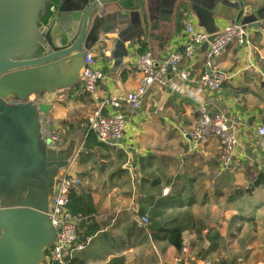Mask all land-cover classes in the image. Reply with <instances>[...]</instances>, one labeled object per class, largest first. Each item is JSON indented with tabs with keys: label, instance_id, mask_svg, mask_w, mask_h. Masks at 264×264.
<instances>
[{
	"label": "crops",
	"instance_id": "crops-1",
	"mask_svg": "<svg viewBox=\"0 0 264 264\" xmlns=\"http://www.w3.org/2000/svg\"><path fill=\"white\" fill-rule=\"evenodd\" d=\"M185 13L193 17L187 7L179 11L170 51L182 48ZM150 43L145 39L136 45L116 72L110 56L96 57L105 73L99 97H122L136 88L142 75L134 59L142 45ZM153 45L156 58L164 57L158 42ZM207 48L198 47L194 79L208 72ZM213 65L231 76L217 91L202 90L190 80L152 86L135 111L123 104L120 110L128 123L114 145L83 148L87 117L94 107L87 94L72 88L41 95L52 104L53 123L46 127L62 138L54 146L64 145L71 136L78 138L65 176L72 173L81 179L76 193L93 196L92 220L100 226L74 257L85 264H102L116 255H124V264H264V234H253L258 210L264 206V181L257 183L264 171V136L256 134L264 125V22L262 31L248 32L245 43H230ZM202 105L232 122L238 146L227 170L218 163L217 139L191 148L188 133ZM141 216L154 219L157 227L151 231L148 224L139 226ZM176 227L182 233L180 249L167 240Z\"/></svg>",
	"mask_w": 264,
	"mask_h": 264
},
{
	"label": "water",
	"instance_id": "water-1",
	"mask_svg": "<svg viewBox=\"0 0 264 264\" xmlns=\"http://www.w3.org/2000/svg\"><path fill=\"white\" fill-rule=\"evenodd\" d=\"M184 7L208 41L233 24L262 31L264 0H0V264H47L56 239L52 199L78 138L51 144L52 104L41 95L80 84L86 51L102 36L113 72L145 39L165 59Z\"/></svg>",
	"mask_w": 264,
	"mask_h": 264
},
{
	"label": "built area",
	"instance_id": "built-area-1",
	"mask_svg": "<svg viewBox=\"0 0 264 264\" xmlns=\"http://www.w3.org/2000/svg\"><path fill=\"white\" fill-rule=\"evenodd\" d=\"M183 25L184 40L181 49L170 51L165 59H156L150 46L147 45V48L135 57L134 67L141 73L142 78L134 90L122 97L101 98L98 95L99 83L104 79L105 73L97 66L96 57L110 56L112 41L102 36L97 45L86 51L82 81L78 91L87 94L93 100L94 107L87 117L86 127L87 130L95 133L100 142L114 145L119 141L128 123L127 117L120 110L121 106L125 104L131 111H135L140 107L146 92L154 85L166 87L194 80L202 90L213 92L219 90L230 79L228 73L215 69L214 60L230 43H245L248 33L239 24H233L218 31L214 39L208 41L209 35L197 29L190 14L185 13ZM205 42L208 43L205 62L209 71L194 79L192 65L198 47ZM198 113V119L188 133L191 148L198 149L206 145L210 139H217L218 163L222 170L229 169L234 162L238 146V138L232 128V122L222 113H211L206 105H202ZM256 134L259 137L264 136V125L257 127ZM49 139L52 145L62 141L60 135L54 132L50 133ZM81 183L79 177L68 173L52 199L50 218L56 230V239L45 252L44 259L47 264H67L74 252L83 248V244L78 242V226L82 221L90 218L80 214L74 215L67 208L70 191H76ZM137 224L139 226L148 224L147 216L138 217ZM182 249L187 250L186 247Z\"/></svg>",
	"mask_w": 264,
	"mask_h": 264
},
{
	"label": "trees",
	"instance_id": "trees-1",
	"mask_svg": "<svg viewBox=\"0 0 264 264\" xmlns=\"http://www.w3.org/2000/svg\"><path fill=\"white\" fill-rule=\"evenodd\" d=\"M147 46L145 44L142 45L140 49V53L143 52ZM75 91L79 93V86H75ZM100 142L97 136L92 133V131H88L87 136L85 138L83 148L90 149L96 145H99ZM261 180L257 183L260 184L264 181V171L261 172L260 175ZM255 183V184H257ZM68 210L74 215H82L88 216L87 221H82L78 226V242L84 244L87 238L94 235L99 229V223L94 219L92 220V216L96 213V207L94 204L93 196L90 193H76L75 191H70L69 201L67 204ZM148 219V228L153 231L157 227V223H155L154 219H151L147 216ZM168 243L173 245L174 247L180 249L182 247V233L181 229L173 228L169 231L167 236ZM125 257L124 255H116L111 257L109 260L102 264H124ZM67 264H85L79 258L72 256L68 259Z\"/></svg>",
	"mask_w": 264,
	"mask_h": 264
},
{
	"label": "rangeland",
	"instance_id": "rangeland-1",
	"mask_svg": "<svg viewBox=\"0 0 264 264\" xmlns=\"http://www.w3.org/2000/svg\"><path fill=\"white\" fill-rule=\"evenodd\" d=\"M258 215L259 218L257 220V225L254 226V231H253L254 236H256L258 233L261 235L264 234V206L263 208L258 210Z\"/></svg>",
	"mask_w": 264,
	"mask_h": 264
}]
</instances>
